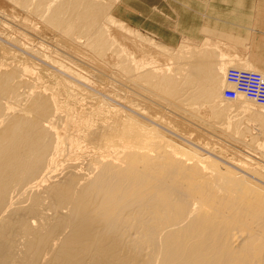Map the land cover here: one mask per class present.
Segmentation results:
<instances>
[{"label":"bare ground","instance_id":"obj_1","mask_svg":"<svg viewBox=\"0 0 264 264\" xmlns=\"http://www.w3.org/2000/svg\"><path fill=\"white\" fill-rule=\"evenodd\" d=\"M5 1L45 16L66 48L78 36L100 61L114 53L118 65L124 54L163 101L199 105L194 115L224 121L241 139L251 131L244 117L264 132V105L231 100L238 117L219 106L226 71L240 63L226 50L154 44L170 60L161 64L111 38L108 4ZM16 54L0 45V264H264L263 187L106 104L96 89L120 95L104 73L70 68L96 87L81 92Z\"/></svg>","mask_w":264,"mask_h":264},{"label":"rangeland","instance_id":"obj_2","mask_svg":"<svg viewBox=\"0 0 264 264\" xmlns=\"http://www.w3.org/2000/svg\"><path fill=\"white\" fill-rule=\"evenodd\" d=\"M94 1L103 2L104 4L112 6L110 8V14L113 17L111 16L110 19H106L104 27H107L106 29L109 30L111 38L118 39V41L125 46V49L127 48L128 51L133 52L135 56H139L141 52L144 53L148 51V53L157 55L155 59L162 64L170 61L162 56H159L160 52L158 50L161 49L162 45L163 47L165 46L166 48L174 49V51L176 50L175 52L177 53H179L182 48L185 53H188V50L191 51L194 48L198 49L200 47L210 46L211 48H215L217 50L224 49L229 52V59H237L238 62H240L237 67L241 68L248 63L247 60H244L241 52L236 49L231 50L233 47L229 45V42L212 39L209 36L206 37L205 33L204 38L201 37L199 40L187 37L179 39V37H176L174 38L176 41L172 43V45H166L156 37L148 34L146 31L132 28L121 20V18L125 19L126 17L131 19V21H138L139 18L147 19L149 4L152 7L155 4L164 6V3L166 2L164 0H121L119 4V0L109 2L107 0ZM192 1L197 0H188V2ZM203 1L205 3H209L212 0ZM114 14L119 16L120 19ZM151 16H155L154 10L152 11ZM40 17L41 18H39L38 15H33L27 12L19 6H15V4L9 1L0 0V39L2 38V40H0V45L6 48L7 51L10 52L13 50V54L17 53L16 55H19L21 58L23 57V59L32 61L31 63L35 64V66L38 67L40 65V67L37 68L38 70L53 74L58 78H65L67 82L77 87L81 92L86 91V89L90 92L96 89V87H93L91 83L87 82L85 79L83 80V77H79L78 74L70 71V68L73 67L74 70L80 69L83 74L85 73V70L81 67H86L89 71L95 70V72L100 71L104 73L107 79V84H115L120 95V98H118L106 90L102 92L96 89L100 93H98V95L104 99L106 104L109 103L110 105L117 106V108L119 107L118 109H123L120 110L146 123L147 125H150L154 129H157L160 133L171 137L174 142H177L186 148L189 147L193 149L198 154L205 156V158L214 159V161L219 163L221 168L224 166L223 168L226 167L235 173L239 172L238 174L242 176L246 177L248 175L246 177L247 179L264 188V132L258 121H252L249 117H244L243 120L246 124V128L248 131H251H249L247 136L241 139L239 134L233 133V130L227 128L224 121L217 120V118L212 119V115L208 113H205V116L194 115L192 113L193 111L198 109L202 111L199 105H193L183 100V105H181L183 107L182 108L176 104L173 106L174 103L171 101L166 102V100L163 101L158 98L149 83L140 77L143 71L137 72L135 70V65H133L134 63L131 61L124 63V61L126 62V56L124 54L121 59V64L119 62L118 65H116L117 56L114 53H109L111 57L107 58L105 61H100L88 49V46L85 44V39L78 36H74L73 39H70V48H66L59 41L63 38V36L58 31H55L50 26L46 25L45 16L41 15ZM210 26L211 25H208V27ZM125 27L127 30L124 29ZM144 27H146V25ZM139 36L140 38H143L141 40L146 41L142 43L143 41H140ZM21 41L22 44H20ZM234 43L235 45H238L237 42ZM150 44L152 49L150 48ZM154 44L160 45V48L157 45L159 48L157 49ZM152 45L154 47H152ZM232 45L234 46V44ZM28 46H30L29 48L33 51H29ZM179 47L182 48L178 50V52L177 49ZM235 50L237 52H235ZM180 54L183 53L180 52ZM44 55L47 56L44 57ZM176 62L177 61H174L173 64L169 66V69L178 67V63ZM135 72H137L136 76L134 75ZM68 74L70 75L69 77ZM77 81H79L80 84ZM75 82L76 84H74ZM138 83H140V85ZM82 85L85 87H81ZM86 85H88V87ZM78 94L80 95L82 93L78 92ZM62 97H64V94ZM99 101L103 103V100ZM220 102L223 104L220 105ZM169 103L172 104L170 105ZM229 103H231V100H226L224 98L219 99V106L227 110L228 114L232 113L229 114L231 117L244 116V112L235 107L238 103ZM236 110L239 113H237ZM157 115H159V117H157ZM168 120L175 121L178 126L172 125ZM181 129L183 131H181ZM191 132L194 133L191 134ZM195 133H198V135L196 136ZM199 135L201 139L199 138ZM234 135L237 137H234ZM252 139H254L255 143H252ZM59 165L60 162L59 164L57 162V166ZM61 165L60 167L62 168L64 163L62 166ZM57 169H59V167H56L55 170Z\"/></svg>","mask_w":264,"mask_h":264},{"label":"crops","instance_id":"obj_3","mask_svg":"<svg viewBox=\"0 0 264 264\" xmlns=\"http://www.w3.org/2000/svg\"><path fill=\"white\" fill-rule=\"evenodd\" d=\"M164 1V6L149 4L147 19L131 21L126 17L121 20L166 45H172L176 37L199 40L205 33L206 37L229 42L231 50H238L250 65L264 70V0ZM153 10L154 17L151 16Z\"/></svg>","mask_w":264,"mask_h":264},{"label":"built area","instance_id":"obj_4","mask_svg":"<svg viewBox=\"0 0 264 264\" xmlns=\"http://www.w3.org/2000/svg\"><path fill=\"white\" fill-rule=\"evenodd\" d=\"M222 95L227 100H236L243 96L264 105V73L229 67L226 71V87Z\"/></svg>","mask_w":264,"mask_h":264}]
</instances>
